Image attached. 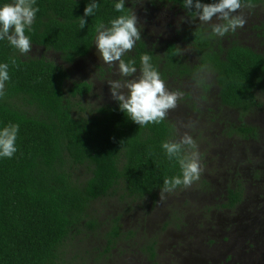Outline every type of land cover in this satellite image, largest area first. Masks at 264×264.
<instances>
[{
	"label": "trees",
	"instance_id": "16d2710c",
	"mask_svg": "<svg viewBox=\"0 0 264 264\" xmlns=\"http://www.w3.org/2000/svg\"><path fill=\"white\" fill-rule=\"evenodd\" d=\"M262 1L251 0L253 5ZM9 2L0 0V6ZM90 2L36 0L39 11L32 31L26 29L32 45L59 53L66 64L88 56L95 47L96 26H110L124 14L115 10L119 0H96L100 7L84 17L87 23L80 29L79 19ZM141 2L147 13L152 7L174 10L180 21L174 37L162 45L149 43L141 31V39L122 59L135 61L139 73L140 57L147 53L161 78L196 81L204 100L216 86L218 108L236 112L227 134L256 139L260 130L249 116L263 105L264 51L238 43L229 37L232 33L204 38L211 29L198 18L190 23L182 0ZM141 2L125 0V13L134 12ZM263 26L260 21L251 30L264 39ZM0 63L9 64L10 75L0 98V129L19 124L17 151L11 158L0 157V264H64L69 237L97 200L119 195L155 201L163 180L181 175L178 162L162 148L164 141L177 140L176 126L167 117L140 128L120 110L119 102L87 109L80 99L93 93L92 82L73 80L66 87V67L43 56L21 54L7 40H0ZM197 182L207 184L205 178ZM243 191L241 183L229 187L222 207L234 208ZM87 225L95 228L97 223L89 220ZM120 225L118 216L106 234L105 252L122 238ZM147 249L151 264H158L154 244Z\"/></svg>",
	"mask_w": 264,
	"mask_h": 264
},
{
	"label": "rangeland",
	"instance_id": "374dc122",
	"mask_svg": "<svg viewBox=\"0 0 264 264\" xmlns=\"http://www.w3.org/2000/svg\"><path fill=\"white\" fill-rule=\"evenodd\" d=\"M144 9L141 2L134 13L149 43L162 45L174 37L180 21L174 10L152 7L147 13ZM240 12L246 24L229 37L264 51V39L251 30L264 23V0ZM186 53L191 58L187 48ZM26 56H43L66 67L70 75L66 87L73 80L92 82L93 93L80 99L87 109L118 103L108 81L131 79L120 76L116 66L104 64L96 45L88 56L71 64L59 53L36 46ZM163 80L169 90L184 93L167 118L176 126L177 140L187 132L196 141L203 169L198 181L205 178L207 184L197 182L166 193L163 201L160 195L155 201H132L119 195L97 200L86 221L69 237L64 264H151L147 248L153 244L158 264H264V95L260 96L262 107L249 116L260 134L256 139H242L227 134L236 112L218 108L216 86L204 100L200 85L192 79L170 76ZM237 183L244 188L242 199L232 209L222 207L228 188ZM118 216L122 238L105 252L106 234ZM89 220L97 223L95 228L88 227Z\"/></svg>",
	"mask_w": 264,
	"mask_h": 264
},
{
	"label": "clouds",
	"instance_id": "9594fccd",
	"mask_svg": "<svg viewBox=\"0 0 264 264\" xmlns=\"http://www.w3.org/2000/svg\"><path fill=\"white\" fill-rule=\"evenodd\" d=\"M138 2L141 0H136V3ZM35 3L36 0H11L0 6V40H7L14 49L24 55L30 53L33 46L26 35V29L32 31L36 13L39 11L38 7H34ZM182 6L192 18L190 23L198 18L200 25H208L211 29L205 33L206 39L222 38L243 28L246 18L240 10L254 7L251 0H215L213 3L182 0ZM99 7L96 0H91L84 9V16L79 19L80 29L87 23L84 17L94 15ZM114 7L117 12L124 14L112 19L110 26L103 23L96 26L95 45L104 64L116 66L120 76L131 79H125L123 82L108 81L112 98L119 102L120 110L140 128L148 124H159L166 119L170 110L178 106V101L183 99L184 93L171 91L166 87L147 53L140 57V75H134L138 71L135 61L125 62L122 57L131 52L136 42L141 39L138 18L134 12L125 13V0H119ZM11 63L16 65L14 57ZM9 80V64L0 63V98L5 96V85ZM18 132L19 124L9 123L0 129V157L11 158L17 151ZM162 148L170 160L175 159L178 162L181 175L163 180L161 201L166 198V193H172L178 187H190L200 179L203 170L197 143L187 132L179 140L164 141Z\"/></svg>",
	"mask_w": 264,
	"mask_h": 264
},
{
	"label": "flooded vegetation",
	"instance_id": "af4514ba",
	"mask_svg": "<svg viewBox=\"0 0 264 264\" xmlns=\"http://www.w3.org/2000/svg\"><path fill=\"white\" fill-rule=\"evenodd\" d=\"M250 122H253V121H251V120H249ZM226 194H227V192H226ZM227 241H229V240H227Z\"/></svg>",
	"mask_w": 264,
	"mask_h": 264
}]
</instances>
